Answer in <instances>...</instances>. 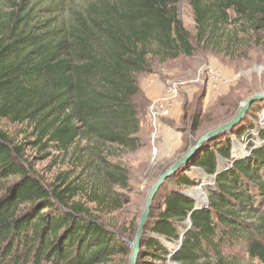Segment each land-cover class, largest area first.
Returning a JSON list of instances; mask_svg holds the SVG:
<instances>
[{"label":"trees","instance_id":"obj_1","mask_svg":"<svg viewBox=\"0 0 264 264\" xmlns=\"http://www.w3.org/2000/svg\"><path fill=\"white\" fill-rule=\"evenodd\" d=\"M233 1L240 18L264 31V0ZM178 2L0 0V121L23 136L16 142L0 128V264H107L125 254L99 221L124 204L114 189L129 187L108 157L142 147L136 77L155 57L193 54ZM187 2L197 42H216L231 0ZM257 124L196 160L193 170L211 183L206 200L186 195L194 176L178 177L159 204L144 264H264ZM47 160L56 168L49 191L34 175V162Z\"/></svg>","mask_w":264,"mask_h":264},{"label":"rangeland","instance_id":"obj_2","mask_svg":"<svg viewBox=\"0 0 264 264\" xmlns=\"http://www.w3.org/2000/svg\"><path fill=\"white\" fill-rule=\"evenodd\" d=\"M177 9L193 54L191 57L180 56L167 61L155 57L151 61L150 72L136 77L139 93L134 104L141 124L142 147L135 151L117 148L108 157L109 161L125 169L129 187L114 189L121 196L120 203L124 204L118 211L101 219L112 229L121 232L128 241L134 238L148 191L158 176L204 133L232 118L244 100L264 92V31L240 18L233 0L226 6L229 19L227 24L222 25V36L216 42L204 44L196 40L194 17L187 0H179ZM262 109L264 104L258 106V113ZM257 119L253 122L247 120L242 130L255 125ZM257 127L260 128L259 125ZM0 128L16 142L23 140L20 127L2 120ZM237 133L230 139H234ZM257 133L255 130L249 135L256 137ZM226 139L229 138L219 136L208 149ZM235 147L236 150L239 147L237 142H234ZM239 148L243 150L244 146ZM26 155L32 159L34 152L26 150ZM197 159L182 174H190L197 180L196 186L185 192H195L192 197L199 196L203 201L206 200L211 183L199 171L193 170ZM34 163L35 171L49 183L56 168L49 165V160ZM200 184L202 187H199ZM162 194L156 205L161 203ZM87 208L93 214H98L93 205ZM172 247H169L170 250ZM129 257V254L116 256L107 264H128ZM245 262L248 264L249 261L245 259Z\"/></svg>","mask_w":264,"mask_h":264},{"label":"water","instance_id":"obj_3","mask_svg":"<svg viewBox=\"0 0 264 264\" xmlns=\"http://www.w3.org/2000/svg\"><path fill=\"white\" fill-rule=\"evenodd\" d=\"M262 104H264V92L252 95L244 100L232 118L204 133L186 153L174 161L172 165L158 176L157 180L148 191L145 205L139 217L136 232L132 241L125 240L121 232L112 229L101 218L99 219L107 230L115 235L118 243L125 247V254L130 255L128 264H142V253L147 242L154 236L152 229L157 219V212L160 203L156 205V201L158 200L160 193L163 192L162 196H165L167 194L165 192L175 190V181L182 175L183 170L186 169L192 161L197 159L199 154L206 151L211 143L217 140L219 136L224 135L227 138H230L234 133H237L238 130L240 131L246 126L245 124H247V120L253 122L256 117L258 118V106ZM34 175L40 179L43 186L49 191V183L44 177L36 172ZM199 187H202V185L200 184ZM193 193L194 192H189L186 193V195L192 196ZM188 223L190 225V219L188 220Z\"/></svg>","mask_w":264,"mask_h":264},{"label":"built area","instance_id":"obj_4","mask_svg":"<svg viewBox=\"0 0 264 264\" xmlns=\"http://www.w3.org/2000/svg\"><path fill=\"white\" fill-rule=\"evenodd\" d=\"M257 123L260 126V128L264 127V109L259 112Z\"/></svg>","mask_w":264,"mask_h":264},{"label":"bare ground","instance_id":"obj_5","mask_svg":"<svg viewBox=\"0 0 264 264\" xmlns=\"http://www.w3.org/2000/svg\"><path fill=\"white\" fill-rule=\"evenodd\" d=\"M194 194H195V192H194ZM197 197H199V196H197ZM203 199V198H202Z\"/></svg>","mask_w":264,"mask_h":264}]
</instances>
